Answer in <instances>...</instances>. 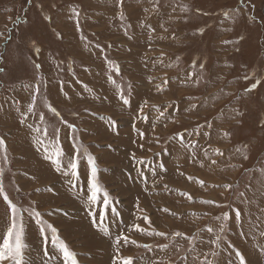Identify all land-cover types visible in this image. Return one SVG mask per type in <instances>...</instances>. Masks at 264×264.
<instances>
[{"label": "rangeland", "instance_id": "rangeland-1", "mask_svg": "<svg viewBox=\"0 0 264 264\" xmlns=\"http://www.w3.org/2000/svg\"><path fill=\"white\" fill-rule=\"evenodd\" d=\"M95 65L101 66L94 71ZM0 69V115L19 86L32 84L24 94L39 86L36 115L81 139L80 180L54 177L57 185L28 186L40 188L41 203L30 204L21 192L8 146L7 162L0 152L9 199L40 211L79 264H120V256H132L134 264H240L237 252L246 264H264V0H0ZM83 75L97 83L96 90H81L83 100L96 91V111L73 104L72 84L84 85ZM91 138L102 146L98 156L91 151L99 184L117 210L103 223L102 203L87 198L84 153H93L84 145ZM35 170L22 171L30 175L25 179ZM48 188L55 202L42 197ZM66 191L72 201H57ZM207 200L217 203H201ZM6 209L0 196V231L10 223ZM224 213L231 219L224 221ZM24 217L25 264H44L45 246L47 264H63L36 220ZM216 235L219 246L211 243Z\"/></svg>", "mask_w": 264, "mask_h": 264}, {"label": "snow or ice", "instance_id": "snow-or-ice-1", "mask_svg": "<svg viewBox=\"0 0 264 264\" xmlns=\"http://www.w3.org/2000/svg\"><path fill=\"white\" fill-rule=\"evenodd\" d=\"M118 5L123 3V0H117ZM241 3L243 4V0H241ZM78 14V13H77ZM227 15V14H226ZM10 39V37H7ZM39 67V65H37ZM202 67V66H201ZM2 71V69H0ZM191 75V74H190ZM247 79V77H245ZM149 81H152V78L149 77ZM260 82L256 81L255 83L251 84V86L246 89V91H252L254 90ZM129 90L131 89V85L128 86ZM158 89L161 86H157ZM39 86L36 87L33 97H32V103L29 105L27 112L32 113L35 105V99H36V94L39 92ZM120 97L123 100L124 104H128L129 100L125 96L124 92L121 91ZM147 103V102H145ZM51 111L55 113L56 115H59V113L56 111L55 108H51L49 105ZM143 111V109H141ZM165 113L161 111L159 113L160 117H163ZM43 119V115L40 117ZM159 118V117H158ZM25 119H27V116L25 115ZM109 122L114 124V121H111V118H108ZM23 122V121H22ZM63 123L67 124L68 128L70 129H75V125L68 124L67 121H63ZM43 133L44 136L48 135V130L44 129L41 130L37 128V132ZM59 129H56V134L58 135ZM197 134H199L197 132ZM227 135V133H225ZM179 139L181 143L184 142L185 137L183 134L179 135ZM38 144L43 145L44 142L37 138L36 141ZM59 144V141H57ZM194 146V145H193ZM45 151H48V148L45 146ZM0 152L4 153V160L7 162V146L5 139L3 137H0ZM217 153L219 155H223V153L219 152L217 150ZM64 151L62 150L61 147H57L56 150L53 152L52 155H49V159L52 160L55 165L56 169L66 177L69 178V183L73 184V181H79L81 178V173H80V167H79V156H80V150L79 148L76 149L75 153L71 155L70 159L66 164L62 163V158L64 156ZM84 155L86 156L87 163H88V169L85 173V178L87 182V198L90 204L95 205L98 202L102 203L104 212L99 216V223H103V220L105 219V216L107 215V212L110 210L113 214L117 213V210L115 207H112L113 201L109 198V193L105 191L101 185L99 184L97 174H98V169L96 167V158L91 155L90 153L85 152ZM139 163L143 164L144 161L141 159ZM212 163H216V161H212ZM3 176V170L0 169V177ZM191 179V178H190ZM201 186H204V181L200 180L199 181ZM225 188H230V185H224ZM39 191V189H37ZM182 195H185L189 201H192V196L188 193H182ZM0 196L3 197V200L5 201L7 205L6 213L5 215L8 216V220L10 223L8 224L6 231H0V264H25V249L28 248V245L25 243V232H24V214L27 213L29 217H32L36 220L37 224L39 225L38 231L40 236L43 238L45 245L51 244V248L56 250L60 256L62 257L63 264H79L78 258H77V253L75 251H72L68 244L60 237L59 235V230L54 227L51 224H48L43 218H42V213L40 211H37L35 208L28 209V208H18L16 204H14L8 197L7 193L5 192L4 185H3V180L0 179ZM201 203H208V204H216L217 202L214 200H207V201H201ZM217 206H220L217 204ZM140 211H143L142 209ZM165 211H168V209H165ZM174 214V213H173ZM95 215V214H93ZM217 220H220L221 217H216ZM222 219L224 221H228L231 219V216L229 213H224ZM235 219L236 221H239L241 219V213L237 209L235 210ZM143 220L151 225V220L148 216H143ZM94 223H97L96 220H94ZM134 229L140 231V232H145L147 231L144 228H141L139 224H135L132 226ZM225 228L224 224H221L220 230L223 231ZM206 231L208 233H213L214 229L209 226L206 228ZM50 233V235L48 234ZM155 235L164 237L167 234L164 232H155ZM175 235L180 236L181 233L177 232ZM264 235V233H262ZM187 238V237H186ZM122 239L124 240L125 243L129 241L128 236H123ZM222 237L220 235H216L215 239L211 241V243L219 246V242L221 241ZM117 243H120V240H117ZM132 244H137L135 240L131 241ZM138 247H145L149 248L148 245H139L137 244ZM166 247V246H165ZM117 252L119 254V249H117ZM237 257L240 260V264H246L245 258L243 255H241L239 252L236 253ZM43 256L45 258L44 264H47V261L52 258L50 250L45 246L43 250ZM120 264H134V259L132 256L124 257L120 256ZM205 264H211V261H206Z\"/></svg>", "mask_w": 264, "mask_h": 264}, {"label": "crops", "instance_id": "crops-1", "mask_svg": "<svg viewBox=\"0 0 264 264\" xmlns=\"http://www.w3.org/2000/svg\"><path fill=\"white\" fill-rule=\"evenodd\" d=\"M99 66L101 65H95V68L93 70L95 71V69L99 68ZM100 72H102V70ZM81 80L84 82V85H76L75 83L72 84V86L78 88V91L74 93L75 99L73 100V104L79 105L81 103H84L88 105L90 109L96 111L98 103L96 91L93 94L91 92H88V97L83 100L81 90L87 87H94V90H96L97 83L93 82L91 76L86 77L85 75H83ZM19 87L20 91L17 94L18 96L12 95V98L9 100V102L13 105L7 108L8 105L4 104L3 109L6 108L7 111L6 113L0 115V126H2V130L4 131L3 136L6 145L8 146V150H10L13 155L10 162L13 165L12 171H17L19 173L18 175H14V179L17 180L16 183L20 184L21 192L28 195L27 198H30V204L41 203L42 200L40 201L35 197V193L38 194L39 192L37 190L35 191L36 187H34V191H31V188L28 186H44L48 185L49 183H51L52 185H57V181L53 180L54 177L68 178L56 169L55 163L48 158L49 155H52L57 147L62 146V150L65 153L62 158V163L66 164L71 155L75 153L77 148H79L80 152H84V149L81 146L83 145L81 144V139L79 141H76L72 134L67 133V130L64 126L57 127L55 125L53 128H49L45 120L40 119V117L36 115V111L33 110L32 113H28L27 109L31 103L30 99H32L33 97V92L24 94L22 93V90L32 91L34 90V88L32 84L21 85ZM22 99H24L25 101ZM25 115L27 116V119H25ZM9 118L11 119L8 121L7 119ZM37 128L41 130L47 129L48 135L44 136L42 131L37 132ZM56 129H59L58 135L56 134ZM38 137L44 142L43 145L36 142ZM57 141H59V144L57 143ZM88 143L89 145L85 144L84 146L87 147L89 152H91L92 149L96 151L98 150V156L100 150H102L101 144L94 141L93 138L88 140ZM45 146L48 148V151H45ZM113 147H115L114 144L112 145V148ZM92 155L95 157L94 153ZM79 167L81 168L80 164ZM37 168L41 169L43 173H40V170H38ZM32 169H36L35 172L37 174H34L31 179H25V177L30 178V175H27L25 173L23 174L22 171H31ZM48 180L50 182H48ZM29 182L31 183L29 184ZM45 191L47 192V195H42V197L47 200V203L50 201L55 202L56 198L53 197L54 190L52 191L48 188ZM58 191L59 194H63L59 188ZM61 196L62 197L58 198L57 201H65L68 199L72 201L71 196L68 195L67 191L65 195ZM34 207L39 208V205Z\"/></svg>", "mask_w": 264, "mask_h": 264}]
</instances>
